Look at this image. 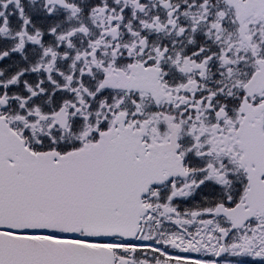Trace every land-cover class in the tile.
<instances>
[{
	"label": "snow or ice",
	"instance_id": "snow-or-ice-1",
	"mask_svg": "<svg viewBox=\"0 0 264 264\" xmlns=\"http://www.w3.org/2000/svg\"><path fill=\"white\" fill-rule=\"evenodd\" d=\"M0 264H264V0H0Z\"/></svg>",
	"mask_w": 264,
	"mask_h": 264
}]
</instances>
